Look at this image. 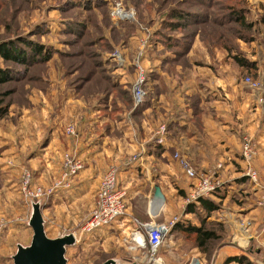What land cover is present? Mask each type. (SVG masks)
Returning <instances> with one entry per match:
<instances>
[{
    "label": "rangeland",
    "instance_id": "1",
    "mask_svg": "<svg viewBox=\"0 0 264 264\" xmlns=\"http://www.w3.org/2000/svg\"><path fill=\"white\" fill-rule=\"evenodd\" d=\"M118 4L125 10L131 8L134 11L133 22L117 24L112 20L111 13ZM234 11H244V19L239 21L232 17ZM172 12H178L187 19H182L184 24L180 28L169 30L167 22ZM263 16L264 0H0V45L12 43L19 50L31 52L27 45L30 43L49 53L47 60L31 62L29 58L26 65L0 56V68L7 69L10 77L0 84V108L3 112L0 116V264H12L10 257L15 253L16 244L27 245L32 234L26 226L29 202L20 191L25 172L31 174L33 185L39 177L33 174L30 162L33 142L30 130L32 123H36L32 114L56 118L63 114L62 100L77 97L73 93L78 81L84 82L96 73V79L92 78V83L85 89V96H93L94 88H101V84L105 88L117 86L112 84L114 74L110 73L120 71L126 65L134 74V80L127 87L124 85L126 92L130 93L138 68H143L142 59L148 44L152 43L155 48L159 44V54L169 53L176 60L182 59L183 68L194 64L208 71H227L243 76L249 87L246 78L261 86L256 78L260 67L249 57H264ZM243 21L250 27H245ZM235 57L252 66H241ZM121 87L117 88L119 94ZM43 105V110L49 113L38 110ZM220 183L223 187L224 183L221 180ZM187 199L189 192L182 196V207L179 200L172 202V216L178 219L176 224L192 227L193 222L201 224L204 221L205 227L216 230L220 238L210 242L204 250H194L193 236L182 233L179 228L172 229L157 253V264H190L195 251L208 259L223 246L254 251L248 239V234H252V223L242 216H232V201L225 205L219 201L216 212L211 215L213 220H209L207 214L200 210L202 218L193 213L184 218L191 205ZM123 217L111 226L97 230L92 241L83 243L82 240L78 249L70 250L67 253L69 264H101L109 258H121L135 264H156L144 257L148 254L146 248H137L129 231L114 227ZM187 218L190 224L182 222ZM125 220L124 225H129ZM156 221L161 222L159 219ZM80 228L66 232H79ZM46 231L52 238L53 231L50 228ZM176 238L179 251L175 254L172 251L171 259L164 261V253L170 252L165 245Z\"/></svg>",
    "mask_w": 264,
    "mask_h": 264
},
{
    "label": "crops",
    "instance_id": "2",
    "mask_svg": "<svg viewBox=\"0 0 264 264\" xmlns=\"http://www.w3.org/2000/svg\"><path fill=\"white\" fill-rule=\"evenodd\" d=\"M155 46L148 44L142 59L147 74V96L140 107H133L131 91L128 93L124 88L134 80L132 68L126 65L110 73L114 74L112 84L117 86L98 85L101 88H94L93 96H85V89L92 78L96 79V73L84 82L78 81L73 93L77 97L62 100L63 114L56 118L32 114L36 123H32L34 130L32 125L30 130L33 140L30 162L33 174L39 176L34 184L52 191L42 210L45 228H50L53 231L50 236L55 238L58 233L81 226L95 207L101 178L111 167L118 170L117 187L125 192L126 204L125 217L117 222L121 226L114 227H122L131 234L134 220L164 222L171 219L172 202L179 200L182 207V196L191 190L192 183L174 159L177 154L185 158L199 176L215 172L224 186L209 200L216 205L219 201L224 205L232 201V216H242L252 223V234H246L254 246L253 252L223 246L208 259L195 251L190 261L197 258L200 264H239L227 259L244 255L253 264H264V216L255 204L258 193L242 178L240 158L241 137L248 135L256 150L253 164L264 186V57H249L260 67L256 78L261 86L253 90L241 75L208 71L194 64L183 68L182 59L176 60L169 53L159 54L161 48L159 44ZM126 61L129 64L128 56ZM46 105L50 108L49 103ZM43 107L38 110L45 112ZM72 122L76 125V137L65 134V127ZM161 127L165 128L163 144L157 145L155 141ZM140 152L136 162L126 163ZM66 153L82 164L81 171L69 181L60 177ZM219 164L221 169L217 170ZM155 186L161 190L164 200L153 217L158 205L154 199ZM193 214L202 218L198 211ZM210 216L209 220H213ZM124 220H128L129 225H124ZM182 222L188 224L189 220ZM198 224L199 221L192 223L193 226ZM96 232L82 236L76 246L67 249L66 257L70 250L80 247L82 240L85 243L95 239ZM177 241V238L170 239L165 245L170 252L164 253V261L171 259L172 251L174 254L179 251ZM195 249L198 248L194 246ZM182 256L184 258V254Z\"/></svg>",
    "mask_w": 264,
    "mask_h": 264
},
{
    "label": "built area",
    "instance_id": "3",
    "mask_svg": "<svg viewBox=\"0 0 264 264\" xmlns=\"http://www.w3.org/2000/svg\"><path fill=\"white\" fill-rule=\"evenodd\" d=\"M112 20L119 24L123 22L134 21V11L131 8L126 10L123 6L113 10L111 13ZM144 42H142V48ZM146 48V46H145ZM140 56H138L139 58ZM139 73L132 85L131 96L133 101V107H140L144 99L147 96V76L143 68L139 67ZM245 82L250 85L252 89H259L260 84L253 80L246 78ZM65 134L69 137H76V125L75 123H69L65 127ZM165 134V128L161 127L159 136L156 138L155 143L157 145L163 144V136ZM132 155L128 160L127 164L136 162L141 155ZM256 155L255 146L252 139L248 135H243L240 142V158L242 162V178L246 179L248 184L258 192L256 199V206L262 211L264 216V186L259 182L258 173L254 167V159ZM174 159L178 162L182 172L191 183V190L189 191L188 203H195L197 200L208 199L218 192L222 187L220 180L215 172L199 176L194 171L193 167L189 162L181 156L175 154ZM82 169V164L71 154L66 153L63 156V170L61 173V179L63 181H69L74 178ZM217 170L221 169V165H217ZM117 168L111 167L101 178L98 190L96 192V203L92 209L88 219L81 225L79 232H74L76 243H78L83 235L91 234L97 230L107 228L111 226L118 219L125 216L126 204H125V192L118 189L117 187ZM20 191L23 197L29 201L42 200L43 204L48 203L52 191L44 190L40 186L33 185L32 176L29 172H25L22 176L20 183ZM156 216L155 211L153 217ZM178 219L173 217L164 222H139L134 220V229L131 233L132 239L135 242L137 248H146L148 260L153 263H158L157 253L163 245L168 233L174 228ZM141 237L142 241L137 239ZM144 235V237H143ZM190 264H194L191 262Z\"/></svg>",
    "mask_w": 264,
    "mask_h": 264
},
{
    "label": "water",
    "instance_id": "4",
    "mask_svg": "<svg viewBox=\"0 0 264 264\" xmlns=\"http://www.w3.org/2000/svg\"><path fill=\"white\" fill-rule=\"evenodd\" d=\"M154 199L163 202V195L158 186L154 187ZM29 216L26 226L31 229L30 242L27 245L16 244L15 253L10 257L12 264H68L66 251L76 246L73 233H58L50 238L45 230L46 222L42 215L45 204L42 200L29 201ZM200 264L199 259H193ZM101 264H135L121 258H109Z\"/></svg>",
    "mask_w": 264,
    "mask_h": 264
},
{
    "label": "trees",
    "instance_id": "5",
    "mask_svg": "<svg viewBox=\"0 0 264 264\" xmlns=\"http://www.w3.org/2000/svg\"><path fill=\"white\" fill-rule=\"evenodd\" d=\"M234 16L232 17L237 18L239 21H242L244 18L243 16L245 15L244 11H234ZM169 19L167 22V27L170 29H176L180 28L181 25L184 24L182 19H187V17H182L180 13L178 12H172L169 14ZM172 19H177V21H173ZM179 19V20H178ZM262 24L264 25V16L262 17ZM245 27H250L245 21L242 22ZM166 27V28H167ZM172 29V30H173ZM27 45L30 47L31 52H24L22 50L17 49L15 46H13L12 43H4L0 45V56L4 60H8L11 62H14L16 64L20 65H26L28 64L29 58L31 59L30 61L32 62L33 60H40V61H45L49 57L48 52H44V49L40 46L37 45H32L30 43H27ZM235 61L239 63L241 66L248 67L250 68L252 66L251 63L236 58ZM7 69L2 70L0 68V84L8 81L10 79L9 74L6 71ZM2 109L0 108V116L2 115ZM202 210L204 211L207 216H210L211 213L217 210V205L210 201L209 199H199L195 203L191 204L188 207L187 212L188 213H197V211ZM179 228L182 233L193 236V244L195 247H197L199 250H204V248H208V245L210 242L217 240L220 238L219 234L216 232V230H209L205 227L204 221H202L201 224L198 226H184L181 224H176L173 229ZM250 251V250H249ZM251 252V251H250ZM228 262L230 261H236L239 264H253L251 263L245 256H240V257H234V258H229L227 259Z\"/></svg>",
    "mask_w": 264,
    "mask_h": 264
},
{
    "label": "bare ground",
    "instance_id": "6",
    "mask_svg": "<svg viewBox=\"0 0 264 264\" xmlns=\"http://www.w3.org/2000/svg\"><path fill=\"white\" fill-rule=\"evenodd\" d=\"M156 201H157L159 204L157 205L155 211H158V210H159V207L161 206L160 203H161L162 201H159V200H156ZM137 239H138L139 241H140V240L142 241L141 237H138V235H137Z\"/></svg>",
    "mask_w": 264,
    "mask_h": 264
}]
</instances>
